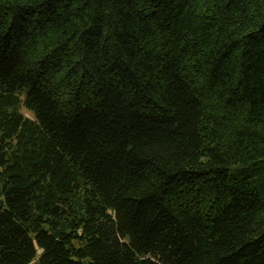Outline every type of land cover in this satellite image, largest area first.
<instances>
[{
    "label": "trees",
    "instance_id": "obj_1",
    "mask_svg": "<svg viewBox=\"0 0 264 264\" xmlns=\"http://www.w3.org/2000/svg\"><path fill=\"white\" fill-rule=\"evenodd\" d=\"M0 264H264V0H0Z\"/></svg>",
    "mask_w": 264,
    "mask_h": 264
},
{
    "label": "rangeland",
    "instance_id": "obj_2",
    "mask_svg": "<svg viewBox=\"0 0 264 264\" xmlns=\"http://www.w3.org/2000/svg\"><path fill=\"white\" fill-rule=\"evenodd\" d=\"M23 111L27 114V115H32L31 112L27 111L26 109H23Z\"/></svg>",
    "mask_w": 264,
    "mask_h": 264
}]
</instances>
